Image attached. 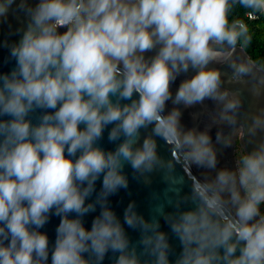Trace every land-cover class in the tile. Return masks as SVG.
I'll list each match as a JSON object with an SVG mask.
<instances>
[{"label": "clouds", "instance_id": "clouds-1", "mask_svg": "<svg viewBox=\"0 0 264 264\" xmlns=\"http://www.w3.org/2000/svg\"><path fill=\"white\" fill-rule=\"evenodd\" d=\"M232 4L249 19L264 17V0H0V19L13 5L28 17L10 50L15 67L0 72V264H49V256L51 264H102L110 252L115 264H145L143 257L151 264H264V143L241 155L235 170L191 177L185 200L192 207L166 216L181 246L174 261L155 218L146 221L129 203L124 223L140 232L133 245L108 205L128 187L126 165L140 174L173 170L153 137L189 169H216L208 133L184 130L180 111L165 114V107L211 99L223 104L220 119L235 123L240 101L220 90V72L208 67L250 39L243 20L229 23ZM231 66L238 78L250 74L251 62ZM189 69L195 74L173 97L170 85ZM109 125V141L123 137L114 151L97 143ZM149 126L152 135L139 143ZM253 127L264 128V118ZM101 177L96 201L86 203ZM97 204L101 211L86 227ZM156 211L164 214L162 206ZM53 215L60 219L50 248L40 229Z\"/></svg>", "mask_w": 264, "mask_h": 264}, {"label": "water", "instance_id": "water-1", "mask_svg": "<svg viewBox=\"0 0 264 264\" xmlns=\"http://www.w3.org/2000/svg\"><path fill=\"white\" fill-rule=\"evenodd\" d=\"M37 0H28L29 5L34 6ZM19 3V0H17ZM28 23V17L24 10L13 5L7 18L0 19V72L7 73L15 67V60L10 56L12 45L19 42L22 37L23 30ZM64 31V29H60ZM154 52L146 53L147 56L154 55ZM251 62V71L248 76L238 78L231 66L233 63H249ZM209 69L220 72L221 75V91L229 93V99L236 98L240 101V108L234 115L235 123L229 124L220 119L223 104L217 101L206 99L202 103L185 107L183 105H174L171 100L166 102L165 114L174 108L181 113L180 124L184 130L195 129L198 132H207L211 138L212 145L216 152L217 165L215 170L198 168L195 165L189 167L183 161L177 162L173 160V153L170 146L159 137H153L157 142L158 155L165 161H171L174 165L172 171L166 174L165 170L157 168L150 173L140 174L135 172L130 166L124 168V175L128 181L126 189H120L115 194L108 197V205L116 214L121 225L124 227L130 242L135 245L140 239L138 229H133L124 223V212L129 203H134L136 211L146 221L151 222L154 218L159 222L160 231L165 233L173 253L170 260L174 261L181 251L180 242L171 233L169 222L166 216L174 215L178 209L187 210L192 207L190 201L185 198L191 193L192 179L197 177L200 180L205 178H214L216 172L222 169L235 170V144H240L244 154L251 151L260 143H264V128L254 129L253 120L256 117L264 118V69L255 63L249 54L239 45L234 50H227L216 61L212 62ZM195 74L194 70L189 69L187 73H182L177 77L176 81L170 85V91L175 96L180 83ZM256 89L257 91H254ZM138 96L134 94L133 99ZM131 101H123L122 103H130ZM41 113L32 114L33 122ZM114 125H109L103 132V137L97 143L106 151H114L121 140L116 142L109 141V132ZM152 135V127L142 128L140 130L139 143ZM220 137L218 140L217 137ZM139 146V144L137 145ZM102 188V177L95 183V191L86 203H94L97 195ZM162 206L163 215L159 214L156 209ZM100 206L96 205V211L86 214L84 223L86 227H90L93 218L100 213ZM59 217L53 215L48 223L40 229L48 235L49 247L54 244L56 237V228L59 224ZM117 254L108 253L102 264H115ZM145 264H151L149 257L142 258ZM49 264H51V256H49Z\"/></svg>", "mask_w": 264, "mask_h": 264}, {"label": "trees", "instance_id": "trees-1", "mask_svg": "<svg viewBox=\"0 0 264 264\" xmlns=\"http://www.w3.org/2000/svg\"><path fill=\"white\" fill-rule=\"evenodd\" d=\"M245 12L246 10L238 4H232L228 14L229 23L236 19H242ZM247 26L250 39L245 43L244 38H241L237 45L241 46L252 60L264 69V23L258 19L248 22ZM261 209L264 210V206Z\"/></svg>", "mask_w": 264, "mask_h": 264}, {"label": "rangeland", "instance_id": "rangeland-1", "mask_svg": "<svg viewBox=\"0 0 264 264\" xmlns=\"http://www.w3.org/2000/svg\"><path fill=\"white\" fill-rule=\"evenodd\" d=\"M234 154H235V165L237 167L241 155L244 154L238 141H236V144H235ZM261 212L264 213V210L261 209Z\"/></svg>", "mask_w": 264, "mask_h": 264}, {"label": "built area", "instance_id": "built-area-1", "mask_svg": "<svg viewBox=\"0 0 264 264\" xmlns=\"http://www.w3.org/2000/svg\"><path fill=\"white\" fill-rule=\"evenodd\" d=\"M262 20L263 21V23H264V17H258V18H256V19H249L248 17H247V15H246V12L244 13V15H243V18L241 19V20H243L246 24L248 23V22H251V21H253V20Z\"/></svg>", "mask_w": 264, "mask_h": 264}]
</instances>
